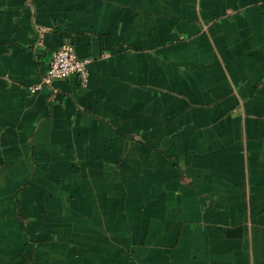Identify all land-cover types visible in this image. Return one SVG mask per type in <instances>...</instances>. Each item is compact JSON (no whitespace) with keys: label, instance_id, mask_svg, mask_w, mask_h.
Returning <instances> with one entry per match:
<instances>
[{"label":"crops","instance_id":"0c3cea01","mask_svg":"<svg viewBox=\"0 0 264 264\" xmlns=\"http://www.w3.org/2000/svg\"><path fill=\"white\" fill-rule=\"evenodd\" d=\"M0 264H264V0H0Z\"/></svg>","mask_w":264,"mask_h":264},{"label":"built area","instance_id":"2783aa9c","mask_svg":"<svg viewBox=\"0 0 264 264\" xmlns=\"http://www.w3.org/2000/svg\"><path fill=\"white\" fill-rule=\"evenodd\" d=\"M88 62L87 58L78 57L70 46H61L52 52L49 65L40 82L30 87V90L32 92L40 90L45 85L49 86L53 80L64 79L70 75H77L80 83L85 86L88 80Z\"/></svg>","mask_w":264,"mask_h":264}]
</instances>
